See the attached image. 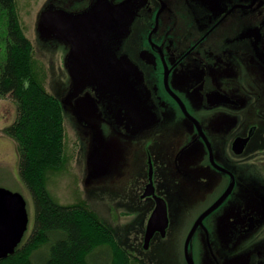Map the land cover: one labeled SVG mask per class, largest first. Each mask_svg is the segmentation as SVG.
Segmentation results:
<instances>
[{
    "label": "flooded vegetation",
    "instance_id": "1",
    "mask_svg": "<svg viewBox=\"0 0 264 264\" xmlns=\"http://www.w3.org/2000/svg\"><path fill=\"white\" fill-rule=\"evenodd\" d=\"M99 1L48 0L46 8L85 13ZM114 21L84 16L77 31L70 22L50 31L85 83L68 96L71 84L66 105L84 125L77 99L97 107L113 132V174L142 170L140 196L154 208L155 197L143 196L151 182L167 205L180 180L191 181L189 191L201 186L191 230L212 208L192 234L204 264H264V0H133ZM170 224L168 215L153 236Z\"/></svg>",
    "mask_w": 264,
    "mask_h": 264
},
{
    "label": "rangeland",
    "instance_id": "2",
    "mask_svg": "<svg viewBox=\"0 0 264 264\" xmlns=\"http://www.w3.org/2000/svg\"><path fill=\"white\" fill-rule=\"evenodd\" d=\"M62 1L61 3L68 4L69 8L75 6V0ZM47 2L48 0H17L22 25L35 48L37 78L47 91L60 99L65 116L67 164L61 171L50 175L47 183L49 190L60 203L83 202L92 209L112 230L127 256L128 264H188L185 244L197 214L193 195L202 192L199 189L201 186H198V191L194 190V187L189 191L191 181L180 180L177 201L172 200L167 205L171 223L167 234H156L149 246L145 247L146 223L154 208L150 196H140L145 174L140 169L132 170L123 176L113 174V132L99 120L97 107L87 100L86 95L77 99V108L88 123L84 125L66 105L64 99L72 84L66 63V43L43 39L38 30L41 13ZM16 115L14 98L8 95L0 99V187L20 192L27 200L30 221L22 241L25 242L34 224V202L19 173L16 142L2 131L15 120ZM95 142L107 161L109 171L106 175L89 178V158ZM125 150L129 156L132 148L127 147ZM118 178L125 183L121 188L116 186ZM203 188L205 190V187ZM186 190L189 195H186ZM175 193L172 191V194ZM201 240L200 236L195 234L189 245V252L194 257L195 264H204ZM49 250L50 244L42 246L35 251L33 260L42 262L47 258ZM108 250L107 246L99 247L87 256V260L95 264H110L111 252Z\"/></svg>",
    "mask_w": 264,
    "mask_h": 264
},
{
    "label": "trees",
    "instance_id": "3",
    "mask_svg": "<svg viewBox=\"0 0 264 264\" xmlns=\"http://www.w3.org/2000/svg\"><path fill=\"white\" fill-rule=\"evenodd\" d=\"M36 66L17 0H0V99L12 96L17 109L2 131L16 142L19 173L35 207L28 238L0 264H95L87 256L103 246L111 252L110 264H128L112 230L92 209L83 202L60 203L48 188L50 175L67 164L65 116L60 99L37 78ZM46 244L47 258L35 262V251Z\"/></svg>",
    "mask_w": 264,
    "mask_h": 264
},
{
    "label": "water",
    "instance_id": "4",
    "mask_svg": "<svg viewBox=\"0 0 264 264\" xmlns=\"http://www.w3.org/2000/svg\"><path fill=\"white\" fill-rule=\"evenodd\" d=\"M133 0H123L119 3L113 4L108 0H100L97 5L91 7L87 12L74 13L65 10L64 8L53 9L51 6L45 8L42 13L38 24V30L41 38L47 39L51 36L50 31L56 29L61 33L67 31V23L71 25L75 24V31H77V23L79 19L91 17L95 23L99 22L104 25L114 24V18L121 16L125 11L132 8ZM113 21V22H112ZM72 28V27H71ZM60 35V34H59ZM58 38L62 40H69L66 35H60ZM72 41V39H70ZM73 48L72 53L77 49V42L72 41ZM69 65V73L72 81V89L68 96H73L84 89L85 83L78 76L77 72ZM89 163L91 166L89 172V178H96L106 175L109 171L107 161L103 158L99 145L95 142L90 154ZM150 188H148L143 196L153 195L156 199V206L152 211L148 220L146 235H145V247L149 246L150 240L154 235V232L159 228V222L165 220L167 222V203L164 198L158 196L153 188L151 182ZM212 209V208H211ZM201 215L198 222L191 230L187 237L185 244L186 258L188 264H195L193 256L189 252L190 240L196 225L202 220V218L210 212ZM29 211L27 206V200L24 195L17 191H12L6 187H0V258L7 257L9 254H13L22 242L26 231L29 227Z\"/></svg>",
    "mask_w": 264,
    "mask_h": 264
}]
</instances>
